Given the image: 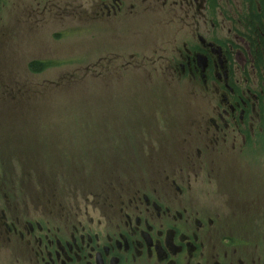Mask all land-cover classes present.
I'll use <instances>...</instances> for the list:
<instances>
[{
  "label": "flooded vegetation",
  "instance_id": "af4514ba",
  "mask_svg": "<svg viewBox=\"0 0 264 264\" xmlns=\"http://www.w3.org/2000/svg\"><path fill=\"white\" fill-rule=\"evenodd\" d=\"M263 15L264 0H0L1 112L77 82L111 101L135 80L177 88L196 113L113 125L77 181L63 169L0 180V264H264V230L230 223L254 202L222 187L228 161L264 135Z\"/></svg>",
  "mask_w": 264,
  "mask_h": 264
},
{
  "label": "rangeland",
  "instance_id": "374dc122",
  "mask_svg": "<svg viewBox=\"0 0 264 264\" xmlns=\"http://www.w3.org/2000/svg\"><path fill=\"white\" fill-rule=\"evenodd\" d=\"M28 39L24 44L33 51L37 44L34 30L28 33ZM43 39L42 36L41 41ZM72 42L73 37L68 34L63 38V48H74ZM67 57L70 54L63 53L64 61ZM5 64L9 68H20V73L25 67H20L15 60ZM66 64L61 66L63 73L72 71L75 66L73 60ZM71 90L73 92L63 91L57 96H47V92L40 98L31 94L29 105L0 111V176H4L0 180L8 179L14 171L37 170L39 174L48 176L63 169L77 181L79 178L72 173L80 170V165H86V169L93 173L92 161L98 159L92 156H99L101 152L106 154L101 142L114 131L113 125H136L144 115L157 114L162 109L166 112L168 125L188 122L196 115L192 107L187 108L177 88L172 87L170 94L166 86L154 87L148 81L124 82L120 92L112 95L118 98L111 101L105 98V93L101 92L102 85L96 82H77ZM232 160L225 166L222 187L232 195L238 207L250 206L253 201L249 210L254 209V215L245 216L243 212L234 216L230 223L239 234H257L264 230V216L260 222L257 214L258 210L264 209L256 208L258 204L264 207V135L258 145ZM25 182L19 180V185L27 186L29 182Z\"/></svg>",
  "mask_w": 264,
  "mask_h": 264
},
{
  "label": "trees",
  "instance_id": "16d2710c",
  "mask_svg": "<svg viewBox=\"0 0 264 264\" xmlns=\"http://www.w3.org/2000/svg\"><path fill=\"white\" fill-rule=\"evenodd\" d=\"M262 27H263V29H264V15H263ZM263 31H264V30H263Z\"/></svg>",
  "mask_w": 264,
  "mask_h": 264
}]
</instances>
